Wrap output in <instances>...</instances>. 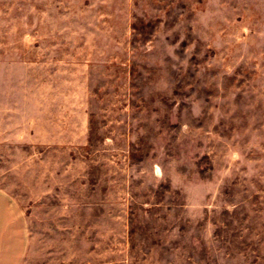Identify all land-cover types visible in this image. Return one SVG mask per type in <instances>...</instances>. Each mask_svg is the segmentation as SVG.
I'll use <instances>...</instances> for the list:
<instances>
[{
	"label": "rangeland",
	"instance_id": "rangeland-1",
	"mask_svg": "<svg viewBox=\"0 0 264 264\" xmlns=\"http://www.w3.org/2000/svg\"><path fill=\"white\" fill-rule=\"evenodd\" d=\"M0 187L22 264H264V0H0Z\"/></svg>",
	"mask_w": 264,
	"mask_h": 264
},
{
	"label": "crops",
	"instance_id": "crops-1",
	"mask_svg": "<svg viewBox=\"0 0 264 264\" xmlns=\"http://www.w3.org/2000/svg\"><path fill=\"white\" fill-rule=\"evenodd\" d=\"M27 241L26 217L10 193L0 187V264H22Z\"/></svg>",
	"mask_w": 264,
	"mask_h": 264
}]
</instances>
